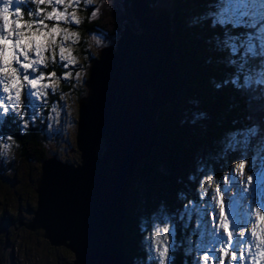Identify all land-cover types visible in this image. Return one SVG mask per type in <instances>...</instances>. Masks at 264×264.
I'll use <instances>...</instances> for the list:
<instances>
[{"label": "water", "instance_id": "water-1", "mask_svg": "<svg viewBox=\"0 0 264 264\" xmlns=\"http://www.w3.org/2000/svg\"><path fill=\"white\" fill-rule=\"evenodd\" d=\"M128 7L129 22L114 43L89 61L78 102L79 161L51 155L41 162L37 207L28 222L20 221L43 230L52 246L69 249L70 264L127 263L123 224L131 181L153 154L159 112L176 101L182 78L171 10L154 0H131Z\"/></svg>", "mask_w": 264, "mask_h": 264}, {"label": "trees", "instance_id": "trees-1", "mask_svg": "<svg viewBox=\"0 0 264 264\" xmlns=\"http://www.w3.org/2000/svg\"><path fill=\"white\" fill-rule=\"evenodd\" d=\"M154 1L158 3V0ZM20 7L25 19H30L27 13L35 12L37 8L33 0H23ZM168 8L173 14L174 33L178 42L175 53L182 69V78L176 101L159 112L161 134L153 154L138 167L137 174L131 181V196L124 224L126 264H159L152 250L154 239L151 221L160 208L170 217L175 229L176 247L170 249L168 264H192L194 254L197 253L195 248L208 236V231L199 227L201 217L196 211L197 205L204 207V201L209 199V196L204 201L200 199V191L196 185L204 172L199 167L203 166L205 172L210 170L215 175L222 176L226 165L222 158L226 131L241 129L252 132L251 129L255 127V132L260 133V128L264 125L262 102L253 98L259 95V89L264 88V85L254 83L251 90L236 88L230 81L236 78L243 49L233 56L230 49L223 45L225 33L242 36L249 29L218 23L214 25L213 17L207 14L217 10V0H171ZM89 9L91 8L87 7L82 10L85 17L80 29L84 32H102L108 44L112 43L118 36L125 18L122 16L124 13L109 12L106 15L105 12L104 16L89 20ZM201 17L205 18L200 19ZM233 59L237 60L236 65L229 63ZM260 63L259 57L250 59L249 67L254 72L258 71ZM55 70L59 75L63 72L57 67ZM51 71L52 68L47 69V72ZM240 79L242 82V75ZM217 84L220 85L219 88ZM70 87L72 86L64 84L62 88L69 90ZM78 93L80 100L86 94L84 85L80 86ZM56 99H59L58 95L51 97V100ZM50 106L51 104L47 106L45 114H48ZM43 118L39 116L35 121L29 119L28 127L11 118L0 121V134L13 137L19 156L39 164L51 156L44 145ZM104 149L105 142L102 141L99 152L102 153ZM233 153L236 154L234 151ZM76 160L78 159L68 162L76 163ZM12 169L4 164L0 165V184L7 185L5 178L16 176ZM37 178L35 176L34 180ZM137 180L146 185L144 193L135 186ZM219 181L222 182L220 178ZM32 186L35 187L34 183ZM201 211L206 221L208 213L204 208ZM181 213L184 214L183 220L180 219ZM3 214L0 215L1 219L7 220L6 211ZM145 217L146 226L142 223L140 227ZM7 221L6 225H9L11 220ZM196 227L204 232L203 237L201 232L196 231ZM6 234L5 231L0 236V242L4 241ZM187 239L193 242L192 252L185 251L189 247ZM63 250L68 255L66 264H70L73 254L67 248Z\"/></svg>", "mask_w": 264, "mask_h": 264}, {"label": "snow or ice", "instance_id": "snow-or-ice-1", "mask_svg": "<svg viewBox=\"0 0 264 264\" xmlns=\"http://www.w3.org/2000/svg\"><path fill=\"white\" fill-rule=\"evenodd\" d=\"M22 2L23 0H0V86H2V93L5 94L0 96V117L11 118L24 127H28L30 121L26 115L29 109L32 110L31 120L35 121L39 115L35 102L46 103L49 95L47 90L50 89L55 93L59 83V78L54 71L46 73L39 66L46 67L49 58L55 62L57 55L65 69L77 63L72 53L71 42L78 40V33L60 25L62 22H70L74 26L81 23L75 11H67V8L78 6L81 0H33L40 7H37L35 12L27 13L30 19L24 18L20 7ZM83 3L92 6V0H83ZM43 5L51 6V10L46 11ZM207 15L213 17L214 25L218 23L222 26L231 25L233 28L249 29L242 36L225 33L223 45L230 49L233 56L243 49L236 78L230 82L238 89L247 90H251L254 83L264 85V0H217V10ZM46 20L54 22L48 24ZM97 43L101 41L97 40ZM217 43L219 44V40ZM45 53L48 55L46 56ZM257 57L261 59V63L259 70L254 72V69L249 67V61ZM229 63L236 65L238 62L233 59ZM246 68L247 71H245ZM71 75L70 71H64L62 78L67 80ZM80 76L81 72H76L77 79ZM216 86L220 87L219 84ZM60 98L63 100V95ZM253 98L261 101V107L264 108V88H260L259 95ZM40 107L42 108L43 104ZM59 116L60 111L54 105L48 113V119H56ZM251 131L255 133V127ZM7 139L11 141L13 137L8 136ZM234 144L235 136L233 145L229 146L232 147ZM245 167L244 159L235 163L236 175L224 178V191L212 175L205 176L201 182L200 199L204 201V198L209 196V199L204 201V211L212 210L213 217L214 227L208 231L209 244L218 245V247H208L202 240L195 248L198 257L192 261V264H264V210L261 207L255 208V223L250 229L253 239L248 240L247 243L245 240L249 230L241 227V220L234 212L233 219L230 221L225 211L229 183L232 187H236V176L240 177V184L250 185L253 182L252 175H245ZM240 191L243 194L248 191V188L245 187ZM227 199L231 201V197ZM196 211L201 217L198 223L204 227L207 222L202 219L203 212L200 208ZM183 218L184 214L181 213L180 219L183 220ZM170 235L175 236V229L170 233L166 224L162 229L157 230L152 241L159 264H168L170 249L176 247L174 239L169 244ZM203 235L202 232L201 236ZM192 243L191 239H187L189 247L185 249L186 252L193 251Z\"/></svg>", "mask_w": 264, "mask_h": 264}, {"label": "rangeland", "instance_id": "rangeland-1", "mask_svg": "<svg viewBox=\"0 0 264 264\" xmlns=\"http://www.w3.org/2000/svg\"><path fill=\"white\" fill-rule=\"evenodd\" d=\"M130 1L131 0H92V6H88L81 0L78 6L67 8V11H75L81 23L85 17V13L82 12V10L87 9V7L91 8L89 9L91 12L88 16L89 20L104 16L105 12L106 15L107 13L109 14V12L114 14L124 13L122 14V16H125L122 22V24H124L129 22L126 12L129 11L128 6ZM168 1L170 0H158V3L165 6L168 5ZM33 4L36 5L34 2ZM36 6L40 7L39 5ZM125 6L127 7L125 8ZM43 7L46 11L51 10V6L49 5H43ZM61 10H63V8ZM93 12H95L94 15ZM53 22L54 21L46 20L48 24ZM81 23L78 26H74L70 22L61 23V27L68 28L78 33V40L71 42L72 53L77 63L75 66H70L65 69L62 66L63 62L59 61L57 55L55 62L49 58L46 67L39 66L40 69L46 73L47 69L52 68L51 72L54 71L57 74L59 83L57 84V91L55 93L50 89L47 90L49 95L46 103L42 101L35 102L37 106L36 110L40 114L38 117H47L46 119L43 118L45 124L42 127V133L48 155H56L59 159L66 162L74 159H78L76 160L77 162L79 161V152L75 149L79 102L78 90H80V86L82 87L84 85L88 77L90 59L97 55V50L99 48L109 45L105 34L97 32L96 30L84 32L80 29ZM97 40L101 41V43L98 44ZM114 41L115 39H113L112 43H114ZM45 55L47 56L48 53H45ZM55 67L62 69L63 72L70 71L72 75L65 80L62 78V74L59 75L57 73ZM76 72H81L79 79L76 77ZM64 84L68 86L71 85L72 87H70L69 90H65L62 88ZM2 95L5 94L2 93V86H0V96ZM56 95L59 96V99L51 100V97ZM61 95H63V100L60 98ZM41 104H43L42 108L40 107ZM50 104L51 106L48 113L54 105L60 111V116L56 119L49 120L48 114H45L46 108ZM31 114L32 110L29 109L26 118L31 119ZM52 115L55 117V113ZM3 119V117H0V121ZM234 136L235 144L230 147L229 145H233ZM225 137L226 142L223 143L222 158L226 165L223 168L222 176H217L213 172H210V170L205 172V170H203L204 167L200 166L199 169L204 172V175L200 176L196 186L200 191V184L204 180V177L212 175L218 184H220L219 178L221 179V190L224 191V178L226 176L231 177L236 175L234 165L240 159L246 161L245 175H252L254 177L253 182L250 185L240 184V177L236 176V187H232V184L229 183L226 191L225 211L230 221L233 219L234 212L241 220V227L249 230L247 233V240H245V243H247L248 240L253 239L250 234V229L253 223H255V208L261 207V209L264 210V142L260 143L257 139L253 138L254 136L250 134L249 131L241 129L234 131L228 130L225 133ZM17 148L14 141H9L5 135L0 134V165L4 164L7 168H13L12 172L16 175L5 178V182L8 183L7 185L0 184V215L3 213L5 214L6 211L5 219L11 220L10 224L6 225L8 221L0 217V236L4 235L5 231L7 232L4 241L0 242V264H66L68 255L63 250L64 247L52 246L50 242L44 238L43 230L38 229L32 231L27 229L23 224H20V219H22L23 222H28V220L33 217V211L37 207V194L35 192L36 181L34 178L35 176L39 177L41 164L35 161L24 160L19 156ZM233 151L236 154H234ZM254 159L255 163H253ZM10 178L12 179L9 180ZM32 183L35 185L34 188ZM135 186L140 189V192L144 193L146 185L143 181L137 180ZM245 187L248 188V191L241 194L240 190ZM209 192L211 193V189ZM227 197H231L230 202ZM143 216H145L144 213ZM164 217H167V219H164ZM145 221L146 217L141 221L140 227L142 223L144 227L146 226ZM209 222L210 220L208 223ZM166 224L171 233L174 229L172 221L170 217L167 216L166 212L160 208L159 211L153 215L151 221L153 239L155 238L157 230L162 229ZM201 230H203V228H201ZM173 239L174 237L170 235L169 244L173 242ZM208 247H218V245L208 244ZM152 250L155 253L154 256L156 260H158L153 247ZM255 251V247H253V252ZM197 257L198 256H195L194 259ZM72 260L73 258L70 259V262Z\"/></svg>", "mask_w": 264, "mask_h": 264}, {"label": "bare ground", "instance_id": "bare-ground-1", "mask_svg": "<svg viewBox=\"0 0 264 264\" xmlns=\"http://www.w3.org/2000/svg\"><path fill=\"white\" fill-rule=\"evenodd\" d=\"M36 189V188H35ZM36 192V191H35ZM126 215H127V213H126ZM21 221H23L22 219H20ZM30 220V219H29ZM28 220V221H29ZM125 222H126V219L124 220V224H125ZM124 224H123V226H124ZM125 228V227H124ZM124 232H125V230H124ZM43 234H44V232H43ZM65 248V247H64ZM124 248H125V244H124ZM69 250V249H68ZM73 254V253H72ZM73 258H74V255H73ZM126 258V257H125ZM73 261V260H72Z\"/></svg>", "mask_w": 264, "mask_h": 264}, {"label": "flooded vegetation", "instance_id": "flooded-vegetation-1", "mask_svg": "<svg viewBox=\"0 0 264 264\" xmlns=\"http://www.w3.org/2000/svg\"><path fill=\"white\" fill-rule=\"evenodd\" d=\"M168 6H171V0L170 1H168V5H166V7H168ZM127 6H125V8H126ZM126 16H127V12H126Z\"/></svg>", "mask_w": 264, "mask_h": 264}]
</instances>
